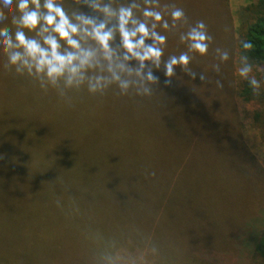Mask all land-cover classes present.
<instances>
[{
    "label": "rangeland",
    "instance_id": "rangeland-1",
    "mask_svg": "<svg viewBox=\"0 0 264 264\" xmlns=\"http://www.w3.org/2000/svg\"><path fill=\"white\" fill-rule=\"evenodd\" d=\"M247 1L228 0L236 27V12ZM240 57L234 60V99L244 142L264 169V139L254 126L264 99L242 96L247 80L239 75ZM251 65L249 77L264 92V70ZM45 102L38 92L0 91V264H104L107 252L97 239L113 236L116 242L146 240L160 249L157 259L165 264H264L260 246L256 249L264 228V178L243 152L234 168L221 152L216 157L220 177L213 192L225 191L222 198L203 191L209 181L201 172L200 182L182 185L177 172H43ZM213 158L211 153L208 161ZM180 186L190 201L176 203V194L185 197ZM173 209L186 220L173 221ZM199 210L215 227L206 226L195 240ZM193 241L204 251L171 253Z\"/></svg>",
    "mask_w": 264,
    "mask_h": 264
},
{
    "label": "trees",
    "instance_id": "trees-1",
    "mask_svg": "<svg viewBox=\"0 0 264 264\" xmlns=\"http://www.w3.org/2000/svg\"><path fill=\"white\" fill-rule=\"evenodd\" d=\"M61 2L69 13L77 8L75 0ZM159 3L162 9L165 6L182 8L187 17V23L177 22L175 29H158L168 36L163 45L162 60L187 51L186 43L180 42L179 35L197 21L206 23L213 41L206 55L190 53L192 60L188 70L196 73L194 77L180 66L175 67L172 77L165 76L163 64L159 69L153 68V75L158 79L152 85L151 95H137L133 89L121 94L115 84L102 93H90L85 85L65 89L61 95L51 86L41 88L39 81L27 73H16L14 66L7 65V56L0 52V91L38 92L46 101L47 161L43 172H177L181 185L195 183L196 180L200 182L196 174L201 172L206 182L209 181V186L203 191L213 198H222L225 191L213 192L220 177L216 157L221 152L222 159L234 168L238 154L243 152L249 165L259 170L264 178V169L243 139L244 128L234 99L233 76L237 53L247 55L249 63L260 64L264 70V0H248L240 6L236 12L237 27L228 0H159ZM79 8L98 21L102 19L83 3ZM15 15H18L15 8L12 13H5L0 29L14 32L11 18ZM165 18L171 23L169 17ZM114 24L113 20L109 26ZM25 32L28 36L35 34L27 29ZM242 40L250 41L252 49L243 50ZM112 43L119 44L118 34ZM217 47L228 50L230 54V59L220 65L219 73L212 70V66L219 63L215 53ZM129 63L135 65L136 61ZM201 75H205V79L201 80ZM217 80L223 87H216ZM241 94L246 101L264 99V92L257 95L248 81H245ZM37 106L40 107L39 103ZM256 116L254 126L260 129L264 139V110L257 112ZM211 153L214 158L210 163ZM180 188L183 189L182 186ZM184 193L185 197L175 193L176 203L190 201L183 189ZM49 211L52 212L53 208ZM172 217L176 223L179 219L186 220L174 209ZM197 219L195 240L204 235L206 226L215 225L203 210H199ZM78 231L83 234L80 229ZM235 231L239 230L235 229L231 234ZM97 240L107 256L119 257L122 264H131L132 261L135 264H165V260L157 259L160 249L149 246L146 240L135 242L126 237L116 242L114 236L113 242L110 239ZM200 241L185 249L171 250V253L178 251L183 254L190 249L204 251ZM211 243L217 245L218 241ZM259 246L264 256V228L256 249L259 250ZM153 247L158 249L155 255L150 252Z\"/></svg>",
    "mask_w": 264,
    "mask_h": 264
},
{
    "label": "clouds",
    "instance_id": "clouds-1",
    "mask_svg": "<svg viewBox=\"0 0 264 264\" xmlns=\"http://www.w3.org/2000/svg\"><path fill=\"white\" fill-rule=\"evenodd\" d=\"M75 2L76 10L69 13L61 0H0V21L14 8L18 13L11 18L14 32L0 29V52L7 56V65L14 66L16 73L34 77L41 88H56L61 95L65 89L85 85L90 93H102L113 84L121 94L133 89L137 95H151L152 85L158 79L153 75V68L159 69L163 64L165 76L172 77L175 67L180 66L194 77L196 73L188 70L192 60L190 53L206 55L213 41L206 23L197 21L179 35L180 42L186 43L187 51L162 60L163 45L168 36L158 29H175L177 22L186 24L187 17L182 8L165 6L162 9L159 0ZM81 3L102 19L98 21L86 15L79 8ZM113 20L115 24L109 26ZM25 29L35 34L28 36ZM117 34L119 44L113 45ZM240 44L245 51L253 47L248 40H242ZM215 53L219 63L214 64L212 70L219 73L220 65L230 59V54L219 47ZM133 60L135 65L129 63ZM240 65V77L246 79L259 95L260 82L249 77L252 65L247 55H241ZM200 79H205V75ZM215 83L217 88L223 87L219 80ZM150 252L155 255L158 249L153 247ZM118 262L119 257H104V264Z\"/></svg>",
    "mask_w": 264,
    "mask_h": 264
}]
</instances>
